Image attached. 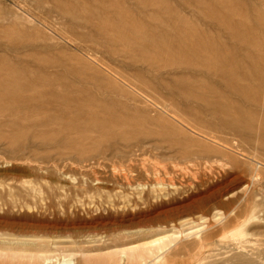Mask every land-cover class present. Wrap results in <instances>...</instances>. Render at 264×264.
Returning <instances> with one entry per match:
<instances>
[{
    "label": "rangeland",
    "instance_id": "374dc122",
    "mask_svg": "<svg viewBox=\"0 0 264 264\" xmlns=\"http://www.w3.org/2000/svg\"><path fill=\"white\" fill-rule=\"evenodd\" d=\"M262 220L264 0H0V264H264Z\"/></svg>",
    "mask_w": 264,
    "mask_h": 264
},
{
    "label": "bare ground",
    "instance_id": "6f19581e",
    "mask_svg": "<svg viewBox=\"0 0 264 264\" xmlns=\"http://www.w3.org/2000/svg\"><path fill=\"white\" fill-rule=\"evenodd\" d=\"M78 114H80V113H78ZM84 114H86V113H84ZM87 115V114H86ZM87 118V120H88V116H86ZM62 119H65V121L67 120L66 118H62ZM91 119V118H90ZM98 119H100V118H98ZM79 120V119H78ZM78 120H76V121H78ZM94 120V119H93ZM92 120V121H93ZM71 120H69L68 119V124H69V122H70ZM90 121V120H89ZM95 121V120H94ZM104 121H106L105 119H104ZM108 121H110V120H108ZM86 122V121H85ZM84 122V123H85ZM111 122V121H110ZM64 124H65V122H63ZM88 122H86V124H87ZM102 123H103V120H102ZM108 123V122H107ZM68 124H66V125H68ZM70 124H72V123H70ZM69 124V125H70ZM104 125H105V123H103ZM113 123H111V125H112ZM66 125H64L65 126V128L66 127H68V126H66ZM95 126V125H94ZM105 126H107V125H105ZM96 127V126H95ZM109 127V126H108ZM114 128V127H113ZM93 129V128H92ZM19 130L20 131H23V130H21V129H16V131H18V133H19ZM21 133H23V132H21ZM111 133H113V132H111ZM110 132H109V134H111ZM17 134V133H16ZM15 133H14V135H16ZM20 134V133H19ZM25 133H23V135H24ZM13 135V136H14ZM22 135V136H23ZM18 136V135H17ZM16 136V138L18 139L19 137H17ZM21 136V137H22ZM21 137L19 138V139H21ZM26 137V136H25ZM127 137V136H126ZM125 137V138H126ZM23 138H24V136H23ZM261 163V162H260ZM250 164V163H249ZM253 164V163H252ZM255 164V163H254ZM254 167V166H253ZM255 169V168H254ZM253 179V178H252ZM262 191V190H261ZM221 194V193H220ZM250 194V193H249ZM218 196V195H217ZM217 196L216 195H214V193H209V195L208 196H206V197H204L202 200H203V202L204 201H214L215 203H217V204H220V205H222L224 208H226V213H224V215L220 218V221H222V224L223 225H232V224H236V225H238V228L240 229V230H236V231H242V229L243 228H241L242 226L244 227V225L245 224H247V223H250V222H254L256 219L258 220L259 219V212L262 210H260V207H259V203L258 202H256L255 201V198L253 199L252 198V195L250 194L249 196H247V198H246V203L244 204V205H242L241 206V204H240V196H235V197H233V198H229V199H227V200H225V201H222L221 199H219V198H217ZM262 202V201H261ZM179 213V212H178ZM261 219V218H260ZM262 221H264V220H262ZM256 224V223H255ZM250 225V224H249ZM258 225H260V224H258ZM246 226V225H245ZM256 228V227H255ZM251 229H253V228H251ZM259 229V228H258ZM255 230V229H254ZM169 231V230H168ZM258 231V230H257ZM247 232V231H246ZM248 232H250V231H248ZM247 232V233H248ZM251 233V232H250ZM249 234V233H248ZM179 236V232L177 233V231L175 232V233H171L170 235H168V236H164V237H160V238H156V239H152V243H151V245H152V247H151V245H150V247H148V251L146 250V252L147 253H145L146 255L148 254V253H151L150 255L152 256V258H151V260L152 259H154V260H158L159 259V257L162 255V254H164V253H167L170 249H171V245H173V243H174V241H175V239L177 238ZM246 236V235H245ZM244 236V237H245ZM247 237V236H246ZM241 241V240H240ZM244 245V244H243ZM147 246V245H146ZM242 246V245H241ZM155 249H156V253H154V251H155ZM173 249V248H172ZM144 250V249H143ZM175 251H176V249H174ZM173 250V251H174ZM174 251V252H175ZM145 252V251H144ZM172 252V251H171ZM173 252V253H174ZM235 252V251H234ZM230 253L227 257H225V258H223V260L221 259V261L219 262V263H217V264H251L252 263V261H251V259H249L248 257H246L245 255H243V254H241V253ZM142 254V251L141 252H138V254ZM153 253V254H152ZM122 255H125V256H127L128 258H130V256H132V255H130V253L129 254H127V252L125 253V252H122L121 253ZM142 256H143V254H142ZM150 256V257H151ZM144 257V256H143ZM143 257H142V259H143ZM134 257H132L131 259H130V261H132V259H133ZM259 259V258H258ZM140 260H141V258H140ZM257 263V260H253V263ZM143 264H151V261L150 260H146Z\"/></svg>",
    "mask_w": 264,
    "mask_h": 264
}]
</instances>
